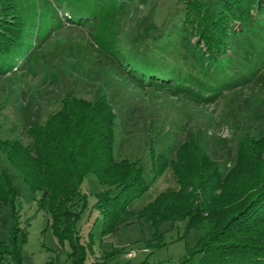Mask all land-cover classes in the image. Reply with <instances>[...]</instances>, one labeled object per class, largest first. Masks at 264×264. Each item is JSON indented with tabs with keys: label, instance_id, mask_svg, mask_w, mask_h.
<instances>
[{
	"label": "rangeland",
	"instance_id": "374dc122",
	"mask_svg": "<svg viewBox=\"0 0 264 264\" xmlns=\"http://www.w3.org/2000/svg\"><path fill=\"white\" fill-rule=\"evenodd\" d=\"M13 1L24 31L20 45L0 59V140L32 146L27 128L59 111L66 93L87 101L106 93L116 112L113 159L138 162L150 187L131 210L167 189L178 190L170 167L152 183L151 163L159 156L174 161L188 139H195L225 175L236 161L240 138L264 135V15L253 11L242 29L233 24L238 33L214 68L198 41L189 0ZM142 72L154 75L152 83L146 75L140 78ZM170 75L174 83L155 81ZM177 81L215 98L203 101L178 88ZM0 170L9 174L14 195L13 209L10 202L0 206V242L21 229L23 264H176L209 229L203 223L186 230L185 221L155 228L124 215L115 227H104L94 206L107 187L89 175L81 187L87 209L76 229L85 244L76 262L72 248L54 236L48 212L39 209L40 193L30 191L1 151Z\"/></svg>",
	"mask_w": 264,
	"mask_h": 264
},
{
	"label": "trees",
	"instance_id": "16d2710c",
	"mask_svg": "<svg viewBox=\"0 0 264 264\" xmlns=\"http://www.w3.org/2000/svg\"><path fill=\"white\" fill-rule=\"evenodd\" d=\"M189 3L198 19L196 34L204 57L214 68L226 57L231 35L238 33L233 31V24H240L242 29L253 11L264 15V0H213L211 6L198 0ZM23 31L24 21L14 1L0 0V59L20 45ZM140 74L143 80L146 74ZM145 77L152 83L151 72ZM155 78L156 83L159 80L165 85L175 82L171 75ZM177 83L178 88L203 101L215 98L214 94L204 96L203 89L191 82ZM115 121L116 112L106 93L93 101L66 93L59 111L48 116L44 124L27 128L32 146H24L19 140H0V151L19 170L26 186L32 193H40L39 209L48 212L54 236L72 248L76 262L85 244L78 241L76 229L88 202L81 187L92 175L107 187L95 196L94 206L104 227L109 226L106 223L115 227L114 221L121 215L155 228L185 221L186 230H190L206 223L209 229L176 264H264V135L240 138L236 161L225 175L195 139H188L176 150L174 161L159 156L151 163L155 170L152 183L170 167L178 190L167 189L133 211L131 203L150 187L144 183L138 162L113 159ZM12 187L9 174L0 170V206L10 202L14 208ZM20 230V234L11 233L7 243L0 242V264H23L20 247L26 234Z\"/></svg>",
	"mask_w": 264,
	"mask_h": 264
}]
</instances>
